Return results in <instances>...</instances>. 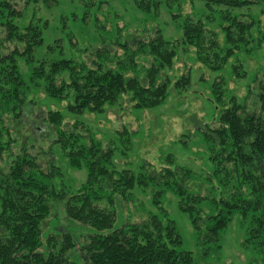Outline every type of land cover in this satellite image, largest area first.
I'll return each instance as SVG.
<instances>
[{"label": "trees", "instance_id": "obj_1", "mask_svg": "<svg viewBox=\"0 0 264 264\" xmlns=\"http://www.w3.org/2000/svg\"><path fill=\"white\" fill-rule=\"evenodd\" d=\"M59 1L0 0V121L9 122L0 127V264H196L166 213L148 214L141 222H125L120 215L125 192L136 181L145 184L148 178L155 182V172L137 177L130 170H117L111 162L113 148H102L91 138L84 143L80 125H68L57 109L40 110L30 98L28 82H42L46 95L65 100V111L72 116L85 111L101 113L120 95L129 96L137 108L154 107L166 96L167 72L174 68L180 52L192 49L195 62L215 72L236 52L245 51L254 40L252 29L257 24L249 11L261 0H191L203 5L196 18L173 12L174 6L179 8L178 0H133L136 9L147 14L162 7L169 10L170 23L179 34L167 38L157 28L148 40H110L125 50L122 57L112 56L114 66L99 58L106 49L94 50L91 66L63 56L37 58L47 27L37 10H50ZM108 1L79 0L84 8L81 20L85 22L91 9L96 13ZM28 7L35 8L30 15ZM215 27L223 34L221 40ZM6 43L13 48L7 49ZM46 49L51 52L52 46ZM19 60L29 68L26 78ZM140 61L148 62L143 72L137 70ZM189 82L190 74H183L173 87L181 90ZM212 89L221 101L220 84L214 82ZM257 100L258 109L249 110L231 97L218 113L217 125L204 127L205 141L213 146L210 160L221 183L220 192H229L228 197L214 201L221 205L214 214H198L197 204L205 197L184 184L188 170L176 165L160 170L159 176L168 179L157 184L155 199L163 188L172 190L179 210L190 218L198 252L203 255L209 247L219 249L220 232L234 212L242 221L249 217L243 245L253 252L264 248V79ZM43 145L48 146L43 149ZM214 146L218 147L215 152ZM54 147L62 151L70 167L86 169L85 183L76 191L58 181L62 174L54 163ZM40 149L51 157L38 156ZM60 201L65 217L85 230L75 240L69 233L44 230L54 202Z\"/></svg>", "mask_w": 264, "mask_h": 264}, {"label": "rangeland", "instance_id": "obj_2", "mask_svg": "<svg viewBox=\"0 0 264 264\" xmlns=\"http://www.w3.org/2000/svg\"><path fill=\"white\" fill-rule=\"evenodd\" d=\"M262 2L252 6L249 11L257 24L252 29L254 40L245 51L236 52L221 70L215 72L195 62L192 49H189V53L180 52L174 68L167 72L170 83L166 96L154 107L137 108L129 96L120 95L114 103L106 104L101 113L85 111L72 116L65 111V100L59 101L46 95L42 82H28L31 85L30 98L40 110L57 109L63 113L68 125L76 122L80 125L78 132L84 136V143L88 144L91 138L102 148H113L111 162L117 170H130L137 177L147 176L149 170L155 172L156 175L152 174L156 177L155 182L148 178L145 184L136 181L133 188L125 192L120 215L125 222H141L148 214L166 213L180 233L182 247L192 252L196 264H264V248H256L253 252L243 245L249 217L243 222L239 213H232L227 226L220 232L219 249L209 247L206 255H203L198 252L189 216L178 208V197L169 188H163L158 201L155 199L160 187L157 184L162 179H168L166 175L159 176L160 170L174 169L175 165L189 171L188 176L183 177L184 184L192 192L205 197L197 204L201 217L214 214L217 206H221L216 204L219 198L228 197L229 192H220L221 183L214 176V163L210 160L213 146L205 141L203 131L207 125L210 128L217 125L218 113L227 106L231 97L237 103L245 104L249 110L258 109L257 93L264 79ZM59 3L50 10H37L38 17L47 20L45 42L37 50L40 60L63 56L91 66L94 50L106 49L104 56L99 58L104 64L114 66L112 56L122 57L125 50L110 40H148L157 28L162 29L167 38H176L179 34L170 23V11L163 7L155 14H147L137 10L133 0H109L96 13L91 9L84 22L81 20L84 8L79 0H60ZM178 6L177 9L174 6L172 11H180L193 18L203 11L202 3L197 1L178 0ZM34 9L28 7L27 15ZM217 21L214 20V24L217 25ZM216 32L221 40L223 34L218 27ZM0 36H3L1 28ZM48 44L52 46L51 52H47ZM6 47L12 49L13 45L6 43ZM19 63L22 75L28 77V66L23 60H19ZM147 66V61H140L137 70L143 72ZM187 73L190 74L187 87L181 90L174 88V81ZM214 82L219 83L222 89L221 101L215 99L212 89ZM6 120L0 121V127L9 125ZM47 146L43 145V149ZM43 149H40L42 153L38 156L48 160L51 154L47 157ZM217 150L218 147L214 146V152ZM52 151L54 163L62 174L58 181L71 191L81 188L86 180V169L70 167L59 148L54 147ZM44 230L69 233L74 240L85 233L82 226L65 217L63 201L54 202L52 218L46 222Z\"/></svg>", "mask_w": 264, "mask_h": 264}]
</instances>
